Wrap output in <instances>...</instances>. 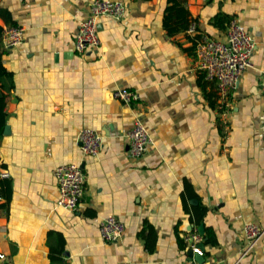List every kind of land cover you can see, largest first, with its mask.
Wrapping results in <instances>:
<instances>
[{"label":"crops","instance_id":"0c3cea01","mask_svg":"<svg viewBox=\"0 0 264 264\" xmlns=\"http://www.w3.org/2000/svg\"><path fill=\"white\" fill-rule=\"evenodd\" d=\"M91 1L0 0V26L6 16L23 28V42L1 57L11 80L0 264H181L191 257L183 235L195 224L210 238L201 264H264V235L242 255L243 227L264 228V0H176L196 20L195 36L223 38L218 14L253 36L252 66L226 104L196 66L194 35L165 27L167 0H119L124 17H98V49L76 53L74 32ZM118 87L139 101L113 98ZM135 116L152 139L139 157L129 156L126 137ZM83 127L103 137L96 155L80 148ZM67 163L85 174L74 211L56 205L53 170ZM109 215L124 224L114 243L99 235Z\"/></svg>","mask_w":264,"mask_h":264},{"label":"built area","instance_id":"2783aa9c","mask_svg":"<svg viewBox=\"0 0 264 264\" xmlns=\"http://www.w3.org/2000/svg\"><path fill=\"white\" fill-rule=\"evenodd\" d=\"M125 4L119 0H92L89 3L87 16L81 20L74 32V51L83 54L97 50L100 39L97 31V19L107 16L120 21L125 14ZM187 32L196 35L197 23L192 20ZM23 42V28L18 25L4 26L2 44L5 49L15 47ZM255 41L251 33L232 18L227 23L224 37L221 39L202 35L195 38L194 57L197 68L204 72L208 79L216 82L217 99L228 103L230 93L235 89L239 78L252 66L251 57ZM259 85L264 93V69L259 73ZM113 98L132 106L139 101L138 92L134 89L118 87L112 92ZM264 120V111L260 116ZM128 154L131 157L143 155L149 148L152 139L140 119L135 116L132 127L126 134ZM102 135L93 128L83 127L78 132L80 148L84 155H96L102 147ZM59 197L56 205L68 211L76 210L84 193L85 174L80 164L67 163L53 170ZM2 176H8L6 172ZM124 231V224L113 215L104 217L99 223V235L103 241L114 243ZM246 241L242 255L248 254L264 235V228L254 223L243 227ZM204 236L197 226H192L184 235L183 241L192 256L181 264H201L193 255H204ZM5 255L0 252V260Z\"/></svg>","mask_w":264,"mask_h":264},{"label":"trees","instance_id":"16d2710c","mask_svg":"<svg viewBox=\"0 0 264 264\" xmlns=\"http://www.w3.org/2000/svg\"><path fill=\"white\" fill-rule=\"evenodd\" d=\"M167 2H172V5H169L166 7V14H165V18H164V24L165 27L167 28V30L169 31V33H175L178 32L180 30L182 31H187L189 24L192 20L196 21L193 18H189L188 15V11L185 10L182 5L176 1V0H167ZM179 6V7H178ZM177 11L176 13V26H171V20L173 17V11ZM0 15H4L1 11H0ZM5 20L7 22L6 26H12L14 25V23L9 22L8 19L5 16ZM231 19L229 17H226L224 15L218 14L215 16L214 18V24L216 26H223L224 23H229ZM225 25V28H226ZM2 32H3V27L0 26V138L2 135V131L6 122V114L3 112V108L5 106V98H6V94L3 92V90H9L10 89V80H11V73L9 71L6 70V68L3 66L2 64V55L5 52V48L3 47L2 44ZM199 36V35H198ZM198 36H193L194 38V45H195V38ZM204 73V72H203ZM217 96V95H216ZM220 107V111L223 110V105L219 106ZM205 210V209H204ZM195 226H197L195 224ZM205 236V235H204ZM204 243L206 241H210V238H206L204 237Z\"/></svg>","mask_w":264,"mask_h":264},{"label":"water","instance_id":"95a60500","mask_svg":"<svg viewBox=\"0 0 264 264\" xmlns=\"http://www.w3.org/2000/svg\"><path fill=\"white\" fill-rule=\"evenodd\" d=\"M8 129H9L8 125H5V126H4V133H7ZM202 228H203V225H202V224L199 225V228H198V229H199V232H200V233H202ZM189 255L192 256V253L189 252ZM193 257H194L195 260H197L199 263H202V261H203V256L193 255Z\"/></svg>","mask_w":264,"mask_h":264}]
</instances>
